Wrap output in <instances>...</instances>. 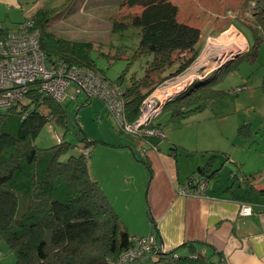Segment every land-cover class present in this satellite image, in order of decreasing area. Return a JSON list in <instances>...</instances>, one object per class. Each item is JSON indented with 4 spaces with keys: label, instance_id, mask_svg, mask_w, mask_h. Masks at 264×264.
I'll use <instances>...</instances> for the list:
<instances>
[{
    "label": "rangeland",
    "instance_id": "rangeland-1",
    "mask_svg": "<svg viewBox=\"0 0 264 264\" xmlns=\"http://www.w3.org/2000/svg\"><path fill=\"white\" fill-rule=\"evenodd\" d=\"M168 1L178 7L180 22L201 30L202 46L206 47L196 65L184 74L173 77L177 79L168 84H188L193 79H205V76L215 71L217 73L209 79H215L213 88L217 93L211 100L205 99L198 104L203 108L201 111L184 119L172 118L177 103L168 105L160 118L155 120L164 134V138L160 140L161 150L165 151L168 144L172 147L170 143L199 140L207 148H215L213 150L217 152L214 154L219 160L217 166L220 168V181L226 183L231 177V171L235 170L226 156L232 151L241 158V167L246 174L257 172L264 167V23L256 15L258 5L247 0ZM123 2L124 0H0V18L5 17V23L19 32L20 26L38 10L49 11L51 21L48 29L70 41L90 42L93 46L91 59L110 81H117L125 74L120 84L124 91L133 76L143 75L150 57L135 58L141 41L139 28L116 29L114 25L115 22L124 23L126 17L141 14L144 10L143 6H122ZM258 40L260 46L254 62L249 57L235 62L237 57L232 62H227L234 56L248 54L250 46L253 48ZM231 53L236 54L228 59L226 54ZM226 59L228 60L225 61ZM220 64L224 66L217 68ZM229 65L231 66L228 67ZM76 90L75 84L70 85L66 97L60 102L67 123L61 125L56 120L48 122L41 128L34 145L41 149L51 148L59 144V136L71 146L63 160L70 156L79 157L85 150H90L92 155L87 159L92 177L100 180L99 184L106 191L104 193L109 196L113 207L115 203L116 213L131 237L140 236L147 229L148 215L145 213L148 210L145 209L143 194L139 192L138 186L122 176L126 167H135L126 163L122 153H130L126 149L142 153L144 141L122 132L100 98H92L90 102L84 94H79L76 99L72 98ZM218 92H228L230 95L218 96ZM239 128L244 134L249 133V137L239 136ZM88 142L90 146L86 148ZM179 149L182 151V148ZM143 160H146L144 155L141 158ZM140 168L146 174L149 172L143 163ZM237 187L235 190L241 193L242 189ZM0 253V264H16L15 255L1 239ZM152 256L145 255L126 264H153V261H149Z\"/></svg>",
    "mask_w": 264,
    "mask_h": 264
},
{
    "label": "trees",
    "instance_id": "trees-1",
    "mask_svg": "<svg viewBox=\"0 0 264 264\" xmlns=\"http://www.w3.org/2000/svg\"><path fill=\"white\" fill-rule=\"evenodd\" d=\"M247 1L258 5L256 15L264 23V0ZM122 6L144 7L141 14L114 25L116 29L139 28L141 41L135 58L150 57L142 77L133 76L124 90L126 116L133 122L143 101L155 88L184 74L197 62L203 50L202 33L199 28L179 21L178 7L171 1L124 0ZM48 12L38 10L31 18L40 31L41 48L49 61L92 70L120 86L125 74L117 81H110L91 59L90 42L70 41L48 29L51 21ZM0 33L6 34L1 29ZM259 46L258 40L241 58L249 57L254 62ZM214 81L209 78L195 81L191 85L195 90L190 87L166 104L162 113L171 103H177L172 115L176 120L201 111L203 108L198 104L211 100L217 93ZM229 94L218 92V96ZM52 120L66 124L65 111L60 102L41 93L38 84L30 86L25 102L5 112L0 110V239L15 255L16 264H116L133 247V237L99 182L92 177L87 157L82 154L63 160L71 147L63 141L47 149L34 145L41 128ZM150 129L162 131L155 122ZM239 134H244L242 129ZM145 139L156 145L160 141L148 135L140 140ZM215 158L212 156L205 166H198L188 180L197 174L208 181L215 177L220 171L214 169ZM144 164L151 173L149 164ZM254 178L243 176L242 183L250 185ZM253 193L264 196V191L255 188ZM176 252L177 249L165 254L157 252L155 264H209L204 255L196 253L194 245L188 255Z\"/></svg>",
    "mask_w": 264,
    "mask_h": 264
},
{
    "label": "crops",
    "instance_id": "crops-1",
    "mask_svg": "<svg viewBox=\"0 0 264 264\" xmlns=\"http://www.w3.org/2000/svg\"><path fill=\"white\" fill-rule=\"evenodd\" d=\"M7 19L9 20V16ZM5 21V17L0 18V29L6 34L16 32ZM203 49L202 54L206 47L203 46ZM215 73L217 72L214 71L204 78H210ZM197 80L202 79H193V83ZM192 88L194 85L190 90ZM238 135L249 137V133L239 134V130ZM170 145L172 147L168 144L165 146L166 150L162 151L158 141V151L145 145L143 148H147L146 153H143V150L139 153L134 149H126L130 150V153L128 151L122 153L126 163L135 166L126 167L122 176L138 186L139 192L143 194L145 209L148 210L145 213L148 215L147 229L140 233V236L133 237L155 236L160 249L165 253L177 249V255H188L191 245H194L197 249L196 253L204 255L209 264H264V196L253 193L254 188L257 191H264V167L259 168L257 172L246 174L241 167L243 165L241 158L232 151L226 156L228 162L235 166V170L231 171V177L226 183L219 180L221 177L219 171L209 180L208 188L202 198L181 196L177 193V189L194 175L198 166H205L212 156H217V152L213 150L215 148L202 145L199 140L170 143ZM179 148H182V151ZM143 155L146 160L141 161ZM218 161L217 156L214 169L220 170L217 166ZM145 162L149 164L151 173L146 174L140 168V164ZM188 167L189 169H186ZM243 176L255 178L250 185L245 186L242 183ZM236 187L242 189V192L238 193ZM241 203L251 204L253 214L242 216ZM113 208L118 213L115 203ZM149 261L155 264L158 258L153 255Z\"/></svg>",
    "mask_w": 264,
    "mask_h": 264
},
{
    "label": "built area",
    "instance_id": "built-area-1",
    "mask_svg": "<svg viewBox=\"0 0 264 264\" xmlns=\"http://www.w3.org/2000/svg\"><path fill=\"white\" fill-rule=\"evenodd\" d=\"M40 41V31L35 27L31 17L21 25V32L0 34V110L5 111L25 102L29 88L33 84H38L41 93L58 102L66 97L70 85L75 84L77 90L72 98L76 99L79 94H84L90 100L92 98L103 100L122 132L138 139L148 135L161 140L164 134L158 129H150L151 124L161 115L166 104L188 91L193 83L192 80L188 84L174 82L168 84L177 79L172 78L160 84L143 101L138 118L130 122L126 116L124 91L118 84L105 80L101 74L92 70L70 67L61 61H49ZM57 140L58 143L62 142L59 136ZM144 142L152 150H159L158 145L150 139H145ZM142 150L143 153L147 152L145 148ZM83 154L89 157L91 151L85 150ZM208 185L206 177L196 175L181 185L177 193L181 196L202 198ZM240 213L242 216L252 215L253 206L241 203ZM132 240L133 247L124 252L116 264L131 263L157 252L165 254L157 245L155 236L133 237Z\"/></svg>",
    "mask_w": 264,
    "mask_h": 264
},
{
    "label": "bare ground",
    "instance_id": "bare-ground-1",
    "mask_svg": "<svg viewBox=\"0 0 264 264\" xmlns=\"http://www.w3.org/2000/svg\"><path fill=\"white\" fill-rule=\"evenodd\" d=\"M209 54V53H208ZM234 54H236V53H231V54H226V56L228 57L229 56V58L228 59H230V58H232V56L234 55ZM224 55V54H223ZM240 55H242V54H240ZM235 57V56H234ZM228 59H226L225 61H227ZM233 59V58H232ZM230 61V60H229ZM229 61H227V62H229ZM226 62V63H227ZM226 63H224V64H226Z\"/></svg>",
    "mask_w": 264,
    "mask_h": 264
},
{
    "label": "water",
    "instance_id": "water-1",
    "mask_svg": "<svg viewBox=\"0 0 264 264\" xmlns=\"http://www.w3.org/2000/svg\"><path fill=\"white\" fill-rule=\"evenodd\" d=\"M240 55H237V56H235L233 59H231L229 62H231V61H233V60H235L237 57H239ZM216 63L218 62V61H215ZM224 66V64H220L219 66H217V68H220V67H223Z\"/></svg>",
    "mask_w": 264,
    "mask_h": 264
},
{
    "label": "flooded vegetation",
    "instance_id": "flooded-vegetation-1",
    "mask_svg": "<svg viewBox=\"0 0 264 264\" xmlns=\"http://www.w3.org/2000/svg\"><path fill=\"white\" fill-rule=\"evenodd\" d=\"M227 65V64H226Z\"/></svg>",
    "mask_w": 264,
    "mask_h": 264
}]
</instances>
